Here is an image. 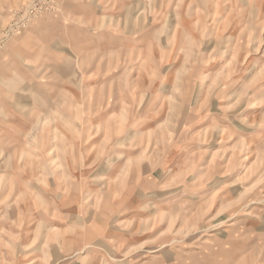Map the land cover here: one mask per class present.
Wrapping results in <instances>:
<instances>
[{"label": "rangeland", "instance_id": "obj_1", "mask_svg": "<svg viewBox=\"0 0 264 264\" xmlns=\"http://www.w3.org/2000/svg\"><path fill=\"white\" fill-rule=\"evenodd\" d=\"M0 264H264V0H0Z\"/></svg>", "mask_w": 264, "mask_h": 264}, {"label": "bare ground", "instance_id": "obj_2", "mask_svg": "<svg viewBox=\"0 0 264 264\" xmlns=\"http://www.w3.org/2000/svg\"><path fill=\"white\" fill-rule=\"evenodd\" d=\"M116 157L119 158L120 155H116ZM115 161H116V159H113V160H112V163L115 162Z\"/></svg>", "mask_w": 264, "mask_h": 264}]
</instances>
